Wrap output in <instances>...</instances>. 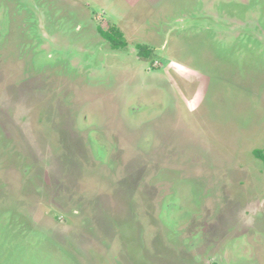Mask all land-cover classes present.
Segmentation results:
<instances>
[{
	"label": "rangeland",
	"instance_id": "1",
	"mask_svg": "<svg viewBox=\"0 0 264 264\" xmlns=\"http://www.w3.org/2000/svg\"><path fill=\"white\" fill-rule=\"evenodd\" d=\"M256 150L264 0H0V264H264Z\"/></svg>",
	"mask_w": 264,
	"mask_h": 264
},
{
	"label": "trees",
	"instance_id": "2",
	"mask_svg": "<svg viewBox=\"0 0 264 264\" xmlns=\"http://www.w3.org/2000/svg\"><path fill=\"white\" fill-rule=\"evenodd\" d=\"M99 32H100L101 35H103L104 37H107L111 41V45H113L112 46L113 49L123 48V47H125L127 45V42L124 39L123 35L118 36L120 39H118V38H116V36H114L116 38V39H114L113 36L109 35V33L104 35L103 34V30L101 28H99ZM115 47H118V48H115ZM138 47L140 48V52H139L140 55L146 56V57L149 55L150 51H146V49H148L147 47H144V46H141V45H139ZM143 50H145V51H143ZM143 52H146V54H144ZM263 152H264V150H256V155L258 157H260V158H264Z\"/></svg>",
	"mask_w": 264,
	"mask_h": 264
}]
</instances>
